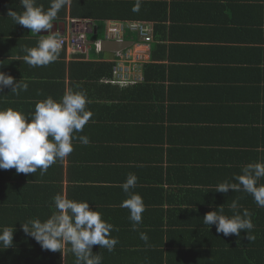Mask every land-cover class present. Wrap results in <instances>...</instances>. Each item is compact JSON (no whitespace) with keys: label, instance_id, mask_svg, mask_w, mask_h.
Instances as JSON below:
<instances>
[{"label":"crops","instance_id":"1","mask_svg":"<svg viewBox=\"0 0 264 264\" xmlns=\"http://www.w3.org/2000/svg\"><path fill=\"white\" fill-rule=\"evenodd\" d=\"M14 2L0 0V32L17 33L1 37L0 71L29 87L19 95L0 91V109L30 118L37 101L73 90L87 96L92 115L75 134L90 143L73 140V152L44 175L0 169V229H16L13 246L0 248V264H76L70 245L64 255L44 250L22 229V222L51 215L57 193L87 201L118 229L113 251L93 246L102 264H264V207L243 191L214 192L243 166L264 160V0H139L138 11L137 0H70L65 18L57 15L53 31L41 34L8 17ZM131 21L152 23L153 40L126 28L122 51L104 49L109 25ZM83 29L87 53L63 46L47 66L22 61L25 46ZM118 61L125 77L115 74ZM130 173L145 205L138 231L120 207ZM232 200L252 213L254 240L246 230L224 236L203 223L220 206L233 215Z\"/></svg>","mask_w":264,"mask_h":264},{"label":"clouds","instance_id":"2","mask_svg":"<svg viewBox=\"0 0 264 264\" xmlns=\"http://www.w3.org/2000/svg\"><path fill=\"white\" fill-rule=\"evenodd\" d=\"M69 2L50 0V6L45 10L37 4V0H19L23 11L10 8L8 17L32 33H51L58 12ZM139 7L137 0L133 11H138ZM23 51L24 63L31 67H42L59 58L61 44L54 35H48L40 39L35 47L25 46ZM28 87L23 79L16 81L13 76L0 71V91L10 88L12 93L19 95ZM88 103L83 92L67 90L59 100L48 96L37 101L34 112L29 114L30 118L20 110L0 109V169L15 168L17 174H35L39 170L42 176L53 164L63 162L73 152V140L88 145L90 140L86 135H75L83 131L92 115L87 110ZM261 178H264V160L243 166L241 174L219 183L214 192L227 194L229 190L243 191L253 197L257 206L264 207V184L258 183ZM136 184L137 177L130 173L120 185L127 194L120 207L128 209L133 231H138L145 211L142 197L132 191ZM52 199L55 210L51 215L43 221L34 218L22 222L24 233L34 238L42 249L60 251L63 255L65 246L70 245L76 264H102V256L93 255V246L99 245L109 252L113 251L118 240L111 236V232L118 229L102 219L101 213L93 210L87 201L78 202L62 193H57ZM240 207L238 200H232L229 208L233 215L222 214L220 206L219 211L208 212L203 217V223L210 227L215 225L217 233L224 236H240L246 230L247 239L254 240L255 237L251 235L254 228L252 213L246 208L241 213ZM15 231V227L0 229V248L13 246ZM140 239L148 244L149 237L145 232H140Z\"/></svg>","mask_w":264,"mask_h":264},{"label":"built area","instance_id":"3","mask_svg":"<svg viewBox=\"0 0 264 264\" xmlns=\"http://www.w3.org/2000/svg\"><path fill=\"white\" fill-rule=\"evenodd\" d=\"M126 28H128L130 31L137 32L139 36L147 42L153 40L154 28L152 23L142 21H131L127 24L112 23L108 27L106 36L107 38L111 39H121L123 35V30ZM58 41L60 42L61 47L66 46L67 49L71 51V53H87L89 49V41L85 29H83V31L72 33L69 36L59 39ZM130 56L131 54L128 51L127 53L122 55V58H129ZM123 70H125L123 63L121 61L116 62L114 65V71L116 76L125 77Z\"/></svg>","mask_w":264,"mask_h":264},{"label":"trees","instance_id":"4","mask_svg":"<svg viewBox=\"0 0 264 264\" xmlns=\"http://www.w3.org/2000/svg\"><path fill=\"white\" fill-rule=\"evenodd\" d=\"M37 4L38 5H42L44 7L45 10L48 9V7L50 6V0H37ZM10 5H13L15 8H16V11H19V10H23L20 3H19V0H15L14 3H10ZM68 6L65 5V7H63L59 12H58V17H61V18H65L66 16V7ZM5 6H1V8H3ZM8 7V6H7ZM71 11L72 13H74V15L76 14L75 11H76V8H71ZM71 13V14H72ZM151 22V21H150ZM13 30H8L7 32H0V40H1V37L3 38H7V36H9V38L11 37L10 35H17V33L14 32H11ZM4 34V35H3ZM217 166V165H215ZM216 168V167H214ZM263 212H264V209H262ZM169 223H171V219H170V213H169V220H168ZM246 260H248L247 258H244ZM247 261L244 260V262H241V263H246Z\"/></svg>","mask_w":264,"mask_h":264},{"label":"water","instance_id":"5","mask_svg":"<svg viewBox=\"0 0 264 264\" xmlns=\"http://www.w3.org/2000/svg\"><path fill=\"white\" fill-rule=\"evenodd\" d=\"M122 42H123L122 40L108 39L106 37V39L102 40V46L104 47V49H105V46H108V48H112V49L119 51L123 48L120 46Z\"/></svg>","mask_w":264,"mask_h":264},{"label":"rangeland","instance_id":"6","mask_svg":"<svg viewBox=\"0 0 264 264\" xmlns=\"http://www.w3.org/2000/svg\"><path fill=\"white\" fill-rule=\"evenodd\" d=\"M93 36H97V34H92ZM103 34L101 33L99 36H102ZM108 39H111V38H108ZM116 40V39H114ZM119 40V39H118ZM123 49V48H122ZM122 49L120 51H122Z\"/></svg>","mask_w":264,"mask_h":264},{"label":"bare ground","instance_id":"7","mask_svg":"<svg viewBox=\"0 0 264 264\" xmlns=\"http://www.w3.org/2000/svg\"><path fill=\"white\" fill-rule=\"evenodd\" d=\"M116 40H118V39H116ZM120 40V39H119Z\"/></svg>","mask_w":264,"mask_h":264}]
</instances>
